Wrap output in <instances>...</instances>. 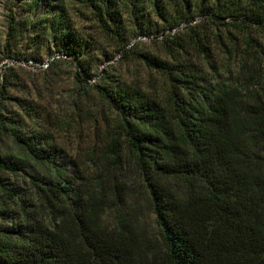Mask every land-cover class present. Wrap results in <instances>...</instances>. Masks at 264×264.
<instances>
[{
  "label": "trees",
  "instance_id": "obj_1",
  "mask_svg": "<svg viewBox=\"0 0 264 264\" xmlns=\"http://www.w3.org/2000/svg\"><path fill=\"white\" fill-rule=\"evenodd\" d=\"M43 2L44 15H18ZM79 2L5 0L8 57L28 59L12 43L28 22V48L49 38L61 55L49 67L71 61L89 76L156 31L176 62L139 54L161 77L149 90L103 77L74 156L46 131L7 132L17 150L0 154V264H264V0Z\"/></svg>",
  "mask_w": 264,
  "mask_h": 264
},
{
  "label": "rangeland",
  "instance_id": "obj_2",
  "mask_svg": "<svg viewBox=\"0 0 264 264\" xmlns=\"http://www.w3.org/2000/svg\"><path fill=\"white\" fill-rule=\"evenodd\" d=\"M67 2L76 9H82L79 0H67ZM47 5L48 3L45 2L40 4L42 11L38 8V11L27 12L21 9V6H17L16 10L21 18L25 17L29 22L31 18H37L36 15H40ZM8 14L5 0H0V85L5 74L9 81L4 93L0 94V115L4 119H11L14 124L12 127L5 125L3 129L0 127V154L2 155L17 150L7 132L10 130L28 132L35 128L38 131H46L64 153L74 156L85 146L84 141L93 129V119L90 115L101 110L96 86L101 84L103 77L109 75L110 80L139 84L149 90L154 79L157 80L154 82L161 81L159 80L160 74L147 67L139 54L141 52L151 53L176 62L163 41L164 37L153 38L163 34L161 31H156L151 33L152 38L137 42L127 57L123 58L117 53L109 61L93 65L89 76L82 74V68L71 61H61L53 67L49 65L46 68L38 66L34 61L31 64L19 65L11 62L12 60L7 55L11 53L6 50L5 45ZM74 18L77 26L83 31L95 32V24L86 14L77 13ZM28 22L16 39L12 40L14 53L28 59L38 56L37 59H33L37 62L48 60L51 63L54 58L60 57L54 43H50V51H46L49 38L46 44L33 45L28 48L29 35L38 32V28ZM126 24L129 27L132 25L129 21ZM19 25L24 26L22 23ZM185 29L182 27L175 34H183L187 30ZM96 34L103 46L108 47L113 44V41L102 32L97 31ZM133 39L134 36L131 35L127 44ZM76 72L81 73L79 78ZM29 107L33 110L29 111ZM104 112L106 114L108 110L105 109ZM10 180L12 182L13 180L23 181L19 175H11Z\"/></svg>",
  "mask_w": 264,
  "mask_h": 264
},
{
  "label": "built area",
  "instance_id": "obj_3",
  "mask_svg": "<svg viewBox=\"0 0 264 264\" xmlns=\"http://www.w3.org/2000/svg\"><path fill=\"white\" fill-rule=\"evenodd\" d=\"M184 26H185V24L182 23V24H180L178 27H176V28H172V29L168 30L166 33H171V34H173V33H175L178 29H180V28H182V27H184ZM156 37H162V35H158V36H156ZM150 38H152L151 35L139 34V35L135 36L134 39H133L129 44L126 45V47L129 48V47L133 46L136 42H139L140 40H148V39H150ZM153 38H154V37H153ZM10 59L12 60L11 62H16V63L19 64V65L31 64V63H33V61H34L38 66H40V67H42V68H46V67L49 65V61H48V60L37 62V61H35V60H33V59H12V58H10Z\"/></svg>",
  "mask_w": 264,
  "mask_h": 264
}]
</instances>
